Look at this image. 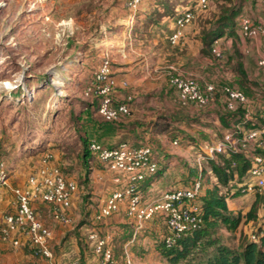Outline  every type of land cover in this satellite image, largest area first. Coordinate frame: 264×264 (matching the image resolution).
<instances>
[{
  "label": "rangeland",
  "instance_id": "obj_1",
  "mask_svg": "<svg viewBox=\"0 0 264 264\" xmlns=\"http://www.w3.org/2000/svg\"><path fill=\"white\" fill-rule=\"evenodd\" d=\"M252 2L254 3L251 7L252 11L261 7L256 6L253 0ZM194 4L195 0H191L189 8L195 12L193 23L197 26L203 28L207 26L210 29L219 28L226 33L230 30L229 26L225 25L226 21L230 17L236 18V34L231 39L234 45L242 44L238 36V33L241 35L240 19L241 16L252 18L251 10L247 13L243 12L247 7L244 8V5L239 4L237 0H210L208 10L205 12L195 11ZM123 10H129L124 0H0V152L3 155L5 166L11 168L8 180L0 187V264H42L41 260H44L34 254L25 240L22 241L20 247L15 248L1 238L4 217L16 210L13 190L24 185L35 166H38L37 162H40V156L44 152H52L55 155V162L60 166L64 175L68 179L75 180L79 185L72 201V208L76 207L75 213L73 215L69 213L71 222L62 227L64 232L60 237L62 239L60 243L65 242V239L73 232H77L82 238L89 233L91 228L99 229L103 226L92 224L91 221L92 211L95 212L97 208L95 205L97 204L95 201L97 190L93 184H96L95 180L100 181L101 179L99 174L95 175L91 167L104 172L106 170L91 165V160L89 168L83 163L84 145L82 141H88L93 132L90 112L93 102L91 100L90 104L83 90L92 73L97 69V64L109 57L107 55L109 53L105 52L102 60L101 50L91 48V40L104 36V32L100 31L101 28L108 29L112 26V28L119 29L120 26L117 25L115 17L119 16ZM109 11H111L109 17L112 24L108 21L107 26L103 27L100 22H104L103 16H108ZM220 20L224 22L219 26ZM155 25H141L140 30L143 27L145 31ZM140 30L136 31L137 34L133 32L132 34L138 35L137 37L144 35L140 34ZM108 35L113 36V33H108ZM146 50L143 49L144 52ZM97 53L99 54L98 61L91 59L92 56L95 58ZM110 61L112 63L111 59ZM251 89L256 90L257 94L262 96L257 102L259 105L253 111L252 119L248 121L229 119V127H232L231 123L240 127L241 131L237 129L236 133L238 137H242L245 130L263 126L258 110L259 107L264 106V89L262 85L257 87L252 85ZM86 109L90 113L85 111ZM205 110L206 108H203L202 114L207 112ZM168 111V114L172 113ZM139 112L142 113L141 110ZM173 118L168 122L176 124L175 128L181 132L187 127L193 135H200L199 132L204 135L208 133L204 139L199 141L201 147L207 152L206 148L212 145L214 135L220 133L215 125L218 128L220 126L218 123L214 124L213 119H197V121H191V125H185L183 122L175 123ZM221 140L222 138L219 139ZM199 144L191 149L195 152H193L195 156H202L203 149L199 148ZM190 148H180L177 152L174 151L172 156L186 157L192 161V157L187 152ZM203 154L204 160L200 163L203 170L205 167L206 171L210 170V160L220 161L218 155L209 158L206 152ZM188 160L186 163L194 171L192 179L194 181L201 177L198 176V163L196 160L189 163ZM100 171L97 172L101 173ZM209 176L208 179L211 180ZM245 181L246 176L241 184ZM224 195L225 191L220 189L218 196L223 197ZM260 195L264 193H254L242 197L243 199L235 203H230L236 215L242 214V222L233 232L219 227L212 239L221 237L225 244L234 246L242 240H247L246 238L257 240L260 235L264 234V206L259 212V205L255 201L262 199ZM200 201L203 202V200ZM36 205L34 204L37 217L52 230L53 235H58L61 224L53 220L48 212L49 209H45V214L42 215ZM255 205H257V216L260 213L263 215H259L258 221L256 217L255 220L246 222V215ZM46 221H49L48 225ZM112 222L117 223L115 226L118 227L122 224V221H117L116 218ZM204 222L203 219L201 227ZM83 226H86V231L82 228ZM149 230L145 229L141 237L142 239L145 237L146 242L141 240L135 249L132 247L131 252L135 253V257L131 258L132 264H169L159 249L162 245L161 236L166 232H162L159 239L152 240L158 234ZM82 233L84 235H81ZM80 243L82 244L83 241L80 240ZM20 250L26 256L28 255L29 260L25 258L14 261L16 258H13L11 254L14 251L20 252ZM58 253V251L53 253V260L58 258ZM74 259L75 257L70 261L73 262ZM91 259L92 256L85 257L84 262H89ZM195 262L196 260H192L182 264H194Z\"/></svg>",
  "mask_w": 264,
  "mask_h": 264
},
{
  "label": "crops",
  "instance_id": "obj_2",
  "mask_svg": "<svg viewBox=\"0 0 264 264\" xmlns=\"http://www.w3.org/2000/svg\"><path fill=\"white\" fill-rule=\"evenodd\" d=\"M190 1L191 0H142L138 10H123L119 16L115 17L117 25L120 26L119 29H117V27L112 28V26L108 29L101 28L100 31L104 32V36L97 40H91V48L101 50L100 57L103 58L105 52L111 55L107 54L112 60L113 76L117 82L116 101H124L127 95L130 94L133 95L134 99L132 102V115L123 122L115 123V125H112L109 129L100 130V140L109 146L116 145L122 140L133 144L151 142L155 159L159 163V173L155 176L147 177L145 181L141 183V191L146 202L158 199L166 191L186 188L193 181L194 171L190 165H187L186 161L188 159L181 156H172L174 151L177 152L180 148L188 149L191 147L187 152L189 156L192 157V161L196 160L197 163L204 157L203 152L207 153V151H204L201 147L199 141L200 139H204L208 133L204 135L198 130L200 135H193L186 127V129H182L184 134L183 137L186 136L185 139H183V137L182 139L178 137L179 139L170 141L168 137L169 133L166 128L175 127L176 124L173 122L169 123L168 120H171L180 112L184 115V119L173 118L175 123L183 122L185 125H191L190 122L194 120L197 121V119H213V123H218L220 126V128H218L215 125V127L220 130V133L214 135L211 142L212 145L207 146V150L211 146L224 142L225 136L234 131L233 128L236 127L234 125L232 130L223 131V125L219 118V113H222L224 110L222 97L220 100L210 104L208 108H206L205 111L207 112L205 114H202V109H198L194 105L186 107L181 106L180 103H178V92L174 90L169 83L172 75L193 77L198 81L200 86H205L210 83L217 85H233L235 88L246 91V93H251L248 89L254 84L262 85L264 89V70L259 68L257 64L258 59L264 57V37L259 36L253 40H249L245 39L243 35L239 33V38L242 42L239 46L238 44L234 45L232 39L225 41L226 37L224 36L221 38V41L226 54L224 58H219L211 53V45L208 48L204 41L205 29H210V27L205 26V28H203L192 23L185 29L184 36L178 44H170L169 37L175 28V21L173 18L174 9L176 7H180L182 10L188 9ZM253 1L256 6H261L260 2ZM237 2L244 5V8L247 7L243 12L247 13L249 10L252 11L251 7L254 5L252 0H237ZM259 8L253 9L251 17L256 23L264 25V13H262L264 8ZM110 13L111 11L108 12V16H103L104 22H100L103 27H106L108 23L112 24L109 17ZM147 23L156 25L149 28L146 32H143V27L142 30H140V26L147 25ZM139 30L141 31L140 34L143 33L144 35L137 37L138 35L132 34V32L137 34L136 31ZM211 30H215V28H211ZM108 33H113V36H109ZM125 33L129 34L125 35ZM143 49L147 50L144 52ZM236 49H238L241 54V60L237 62L229 58L234 54ZM97 56L99 57L98 53L95 58L92 56V59L98 61ZM238 68H242L244 82H241ZM260 97L262 96L258 95L257 91L253 93V98H256V100L253 101L254 108L253 105L251 106L253 109L250 107V117L253 115L256 106L259 105L257 102ZM139 110H141L142 113H140ZM168 110L172 113L168 114ZM165 115H167V118H165ZM246 116L245 114V118L247 119ZM250 117L248 119H250ZM220 138H222L221 141H219ZM193 139L195 140L192 141ZM198 144L200 145L199 148L203 149V152H201L202 156H195V152L191 151V149L196 148ZM95 160L96 157L93 156L92 162H95ZM192 161H189V163ZM201 165L200 163L197 164L199 171L198 176L203 177L204 181L200 198L206 195L208 190L214 189L216 185L219 186L218 179L211 176V171L209 170V172L205 173ZM91 169L93 172L95 171V175L99 174L101 177L100 181L95 180L96 184H93L94 188L97 190L96 194L94 192V194L97 195L95 197V201H97L95 205H97V208L95 212L92 211V224L103 225L99 228V231L101 236L107 240L108 245L113 249L115 259H117L116 264H132L131 258L133 256L135 257V253L131 252L132 247L135 249V247L140 244L141 240L146 242L145 237L143 239L141 238L144 235V230L150 229L149 231L153 230L158 234L152 238L153 240L159 239L162 232H167V227L162 219L156 218L152 221L145 222L142 229H137V223L133 219L126 217L125 206H122L118 214L102 222H97L96 214L99 208L118 186L114 183L113 176L108 171H100L95 167H91ZM208 175H210L209 177L211 180L208 179ZM252 194L253 193H249L233 200L226 199L228 208L233 210L230 203H235L239 201V199H243L242 197ZM36 206H38V211L40 210L39 213L42 215L45 214V209H49L48 212L50 216H52L51 209L48 205L37 203ZM75 209L76 207L71 208L69 211L70 215L75 213ZM262 214L263 213H260L259 215L262 216ZM114 218H116L117 221H122L119 227L115 226L117 223L112 222ZM48 223L49 221H46L47 225ZM63 226L64 225H60L59 234H54L51 241V250L53 253L55 251L59 252L57 254L58 258L53 260V262L55 264H70V260L74 257H83L84 259L85 257L92 256L89 262L84 263L96 264L98 257L94 256L92 251L90 255V251L87 250L84 243H80V240L83 241L86 237L83 236L80 238L77 232H73L65 239V242L62 244L60 243L62 241L60 237L64 232V230H62ZM85 227L83 226L82 228ZM84 230L86 231L87 229L85 228ZM103 233H105V235H102ZM81 235H84V233ZM11 256L16 258L14 261L24 260L25 258L29 260L28 255L26 256L21 250L20 252L14 251ZM41 262L42 264L51 263V261L47 259L41 260Z\"/></svg>",
  "mask_w": 264,
  "mask_h": 264
},
{
  "label": "built area",
  "instance_id": "obj_3",
  "mask_svg": "<svg viewBox=\"0 0 264 264\" xmlns=\"http://www.w3.org/2000/svg\"><path fill=\"white\" fill-rule=\"evenodd\" d=\"M129 10L139 9L142 0H124ZM210 0H195L194 10L205 12L208 10ZM264 8V0H260ZM195 12L189 8L178 11V19L169 40L171 44H178L185 28L192 24ZM241 33L245 39L253 40L259 36L264 37V25L255 23L248 16H241ZM213 53L221 57L222 53L215 43ZM258 67L264 70V57L258 59ZM171 85L178 92L179 103L183 106L195 105L202 109L208 107L215 100L218 92L226 97V106L235 110L238 105L246 110L247 119L250 117V99L241 91L229 85L214 83L200 86L193 77L175 75L171 76ZM117 82L113 76V65L109 57L104 58L95 73V86L86 91V97L91 93L100 97L98 113L109 122L120 121L124 116L130 115V102L133 96L126 97V101L115 106ZM264 118V109L261 110ZM236 130L227 134L224 142L208 148L209 158L216 154L240 153L251 159L246 181L239 187L243 194L264 193V125L249 132H244L242 137L236 135ZM176 143V142H175ZM90 152L101 163L104 170L113 176V181L118 188L99 208L96 221L102 222L118 214L125 206V215L137 223V229H142L145 222L155 216L163 217L166 221L169 234L165 238L168 248L187 234L198 230L203 224L204 209L200 201L203 189V178L194 180L187 188L172 189L164 192L158 199L146 202L141 191V183L152 176L159 169L154 159V151L150 146L136 147L129 143H121L114 148L105 147L103 144L92 140L89 145ZM256 149L260 152L256 153ZM5 165L0 157V180L5 176ZM78 191V184L73 179H68L60 166L55 162V155L46 152L42 155L23 186L14 190L16 210L4 217V227L1 238L15 248L19 247L23 238L30 244L35 255L53 262L51 241L52 230L38 217L34 204H46L51 209V214L56 223L68 225L71 222L69 211L72 201ZM89 242L95 251L98 261L96 264H115L113 249L107 240L95 229L89 231ZM70 264H80L74 260Z\"/></svg>",
  "mask_w": 264,
  "mask_h": 264
},
{
  "label": "trees",
  "instance_id": "obj_4",
  "mask_svg": "<svg viewBox=\"0 0 264 264\" xmlns=\"http://www.w3.org/2000/svg\"><path fill=\"white\" fill-rule=\"evenodd\" d=\"M255 1L260 2V0H255ZM261 7H262V5H261ZM178 11H182V8L176 7L174 9L173 18H174L175 22L178 19ZM175 13H176V17H175ZM229 20H231L232 22L230 23ZM227 21H229V22H227ZM227 21H226L225 25H226V27L229 26L230 30L227 31L226 33L222 32L219 28L215 29V30L205 29L206 32H205L204 41L207 44L208 48L211 45L210 50H211L212 54H214L212 51V46H214L215 43H218V46H219L221 53H222V56L219 58H224V56L226 54L225 50L222 46V43H221V38H223L225 36L226 37L225 41H227V40L231 39L232 37H234L236 34V32H235L236 26H237L236 18L230 17ZM219 22H220L219 23V26H220V24L222 22H224V20H220ZM234 22H236V24ZM127 26H125V27H127ZM133 26H135V25H133ZM146 31H148V30H145L143 32H146ZM238 36H239V33H238ZM71 43L74 44V42H71ZM237 44L238 43H236V45ZM210 50H209V52H210ZM103 58H102V60H103ZM229 58L231 60H235L236 62L241 60V54L239 53L238 49H236L234 54ZM101 62H100V64H101ZM100 64H97L98 65L97 69H95V71L92 73L89 82L86 84V86L83 90L85 97H86V95H85L86 91L89 88L95 86V73L98 70ZM236 71H237V69H236ZM238 71L240 73L241 82H244V77L242 76L243 75L242 68L241 69L238 68ZM172 76H175V75H172ZM169 83L171 85L170 80H169ZM254 85L256 87L260 86L258 84L257 85L254 84ZM230 86L235 88L233 85H230ZM171 87L174 90H176V88L173 87L172 85H171ZM235 89L243 92L246 96H248L252 105H253V108H254V102L253 101L256 100V98L255 99L253 98V93H255L256 90H252L250 88L248 90L251 93H246V91H244L242 89H239V88H235ZM221 97L223 99L224 110L222 111V113H219V118H220L221 124L223 125V131L231 130V128L234 125L237 126L236 124L231 123L230 125L232 127H229V119L230 118H235V120H241V121H243V120L248 121V120L252 119L251 117H250V119L245 118L246 110L244 109V107H242L240 105H238L235 110H229L226 106V97H224V95L221 92L217 93L214 101L220 100ZM86 98L89 100L90 104H91V100L93 102V106H91V110H90V112H91V130L93 132H92L91 138L88 139V141L87 140L82 141L83 145H84L82 159L84 161L83 163H85V165L88 168L90 167L89 166L90 160H91V165H94V166L96 165V166L102 168L101 163L97 160V158H96L95 162H92L93 155L89 149V145H90V142L92 140H96L97 142L103 144L105 147H108V148H114V147L118 146L119 144L125 142V143H129V144L136 146V147L150 146L153 149L151 142L143 143V144H133L131 142L122 140L116 145H110L109 146L107 144H104V142H102L100 140V136H99L100 130L109 129L112 125H115V123L123 122L124 120H126L128 117L131 116L132 102L133 101H131L129 103L130 104V115L124 116L120 121L109 122V121L104 120V118L98 113L99 104H100V97H97L93 93H91V95L89 97H86ZM125 101H126V99L124 101H116V99H115V106H118L120 103L125 102ZM191 105H193V104H191ZM181 106H183V105H181ZM187 106H189V105H187ZM183 107H186V106H183ZM205 108H208V107H205ZM262 109H264V106L259 107L258 111L260 113L259 117L262 120V124L264 125V118L261 116V110ZM202 110H203V108H202ZM85 111L89 112L88 109H86ZM183 117H184V115L181 112L174 116L175 119H184ZM165 118H167V115H165ZM253 129H256V127H253L252 129H249V130H245V132H249ZM166 130L169 133V136H168L169 140L179 139L178 137H181V139H182V137L184 136L183 132L179 131L177 128H175L173 126H172V128L167 127ZM185 138H186V136L183 137V139H185ZM192 141H194V139ZM255 152L256 153L260 152V149H256ZM45 153L46 152H44L43 154H45ZM43 154H41L40 159H41ZM217 155L220 158V161L214 160V159L210 160L211 168H209L210 169L209 171H211V174H210L211 176H214L218 179L219 186L216 185V187L214 189L208 190L206 195L203 196V209H204V217L203 218L205 220L203 227L199 228L198 230L193 231L190 234H187L182 239L178 240L170 248H168L165 244V238L169 234L168 228H167V232L163 236H161L162 245L159 247V249L161 250L162 256L167 260V262L169 264H182L184 262H190L192 260H196V262L194 264H264V234L260 235L257 240H255V239L251 240V239L246 238L247 240H242L241 242H239L238 245H234V246H231L227 243L225 244L222 241L221 237L220 238L217 237V239H212L213 236H215V234L217 233V230L219 227H222L229 232H233L241 224L242 219H243L242 214L239 213L238 215H236L234 211L230 210L228 208L226 199H232L233 200L235 198H238V197H241L244 195L241 191V188L237 187V186L243 182V179L246 176V174L250 168V164H251L250 158L248 156H246L245 154L223 153V154H217ZM0 157H1V160L3 161V159H2L3 155L1 152H0ZM40 159H39V161H40ZM154 159H155V156H154ZM37 163H39V162H37ZM9 169H11V168L5 166V170H4L5 176L2 180H0V187H2V184L4 182L6 183V181L8 180L10 173H11ZM206 169L207 168L205 167V170H203V171H205V173L209 172L208 170L206 171ZM159 171H160V169H158L157 172L155 174H153L152 176L157 175L159 173ZM231 183H232V185H231ZM233 183H234V185H233ZM220 189L225 191V195L223 197L218 196V192ZM14 190H13V194H14ZM260 196L262 197V199L260 198V199L256 200L258 205H259V209H260L259 212L261 211L262 207L264 206V195H260ZM256 217H257V219H256ZM156 218L162 219L164 221L166 227H167L166 221L163 217L155 216L154 218H152L149 221H152ZM255 219L257 221L259 219V215L257 216V205L253 206L251 208V210L248 212V214L246 215V222H248L250 220H255ZM149 221H147V222H149ZM93 229H95L96 231H98L100 233L99 229L91 228V230H93ZM85 237H86V239L83 240L85 247L87 248L88 251H90V255H91V251H92V254H94V256H96L95 251L92 247V244L90 245V242L88 239L89 233ZM23 240L26 241L25 238H23ZM23 240H21V243ZM26 243L30 246V244L27 241H26ZM30 248H31V246H30ZM74 260H78L80 262V264H85L83 257H75ZM114 260H115V256H114ZM115 264H116V261H115Z\"/></svg>",
  "mask_w": 264,
  "mask_h": 264
},
{
  "label": "clouds",
  "instance_id": "obj_5",
  "mask_svg": "<svg viewBox=\"0 0 264 264\" xmlns=\"http://www.w3.org/2000/svg\"><path fill=\"white\" fill-rule=\"evenodd\" d=\"M186 10V9H185ZM184 11V10H183ZM173 33V32H172ZM218 57V56H217ZM248 97V96H247ZM249 98V97H248ZM238 131H241V129H240V127L238 128ZM243 131V130H242ZM245 132V131H244ZM216 146V145H215ZM217 155V154H216ZM211 158V157H210ZM214 158V157H213ZM204 160V157H202L199 161H198V163H201V161H203ZM239 187V186H238ZM244 195H246V194H244ZM203 205V204H202ZM204 219V218H203ZM12 246V245H11Z\"/></svg>",
  "mask_w": 264,
  "mask_h": 264
}]
</instances>
